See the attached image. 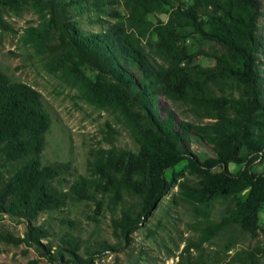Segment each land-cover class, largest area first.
<instances>
[{
  "label": "trees",
  "instance_id": "1",
  "mask_svg": "<svg viewBox=\"0 0 264 264\" xmlns=\"http://www.w3.org/2000/svg\"><path fill=\"white\" fill-rule=\"evenodd\" d=\"M25 1L0 0V27H7L4 9L20 7ZM47 6L48 17L26 31L46 54L48 69L76 83L88 102L115 112L137 150L99 148L89 165L90 175L79 176L67 190H60L53 181L69 166L42 164L51 120L39 91L9 80L0 71V213L26 222L23 236L0 232V239L34 246L52 262L92 264L97 251L82 256L78 240L62 239L54 249L50 243L43 245L40 240L48 230L33 220L45 210L62 208L69 199L100 206L97 196L108 194L110 203L117 205L128 194L137 199L135 215L129 208L113 220L114 229L127 237L176 184L177 176L187 172L177 182L179 193L192 210L206 217L201 233L185 245L177 264L213 260L215 264H258L264 246L221 257L222 250L206 254L202 243L230 232L227 227L252 237L259 228L264 169L254 171L253 163L264 156L260 1L47 0ZM68 7L77 15L88 13L97 22L104 17L113 21L101 32L86 33L69 16ZM161 13L168 14L166 20L150 19ZM190 33L222 47L200 51L215 59L213 65L192 63L196 53H189L185 45ZM159 96L183 107L194 120H182L172 108L160 106ZM191 135L209 144L213 155L200 160L190 151ZM183 160L184 169L167 178L165 171ZM231 162L243 168L231 172L227 167ZM245 189L247 195L241 197ZM213 200L226 201L218 221L209 218ZM227 239L225 250L235 243L232 236Z\"/></svg>",
  "mask_w": 264,
  "mask_h": 264
},
{
  "label": "rangeland",
  "instance_id": "2",
  "mask_svg": "<svg viewBox=\"0 0 264 264\" xmlns=\"http://www.w3.org/2000/svg\"><path fill=\"white\" fill-rule=\"evenodd\" d=\"M259 1V25L264 36V0ZM119 8L124 11L122 6ZM47 9V0H26L20 7L16 5L4 9L2 18L7 27H0V71L5 73L9 80L27 83L39 91L43 107L51 120L45 133L41 161L42 164L68 163V169L53 181L60 190H67L70 183L79 176L90 175L89 165L99 148L115 146L135 151L137 144L115 112L88 102L76 83L62 76L59 71L48 69L46 54L33 44L26 31L29 26H40L43 19L49 15ZM68 14L78 21L86 33L101 32L113 21L104 17V20L97 22L93 18L90 19L88 13L77 15L73 7H68ZM167 17V13H161L151 15L150 19L166 20ZM185 45L189 53H196L192 63L202 66L213 65L215 59L200 51L222 50L216 42L201 39L192 33L186 38ZM260 60L264 86V53L260 55ZM132 92H136L135 86L132 87ZM158 100L160 106L172 108L180 119L194 120L183 107L163 96H159ZM188 146L200 160L213 155L211 146L196 135H191ZM185 165V160L179 162L166 170L165 176L170 178L173 173L183 170ZM227 167L231 172H237L243 165L231 162ZM263 169L264 156L257 158L253 163L254 171ZM188 175L185 172L182 177L177 176L176 184L162 196L149 216L127 237L118 229H114L113 220L120 216L122 210L129 208L135 210V215L138 208L137 199L124 194L123 201L112 205L109 195L105 194L97 196L101 201L100 206L93 201L69 199L60 209L39 213L33 223L41 224L48 230V236L40 242L43 245L50 243L54 249L62 243V239L78 240V252L82 256L85 257L92 250L97 251L92 264H177L185 245L191 240H196L201 233L206 217L192 210L179 193L177 182ZM247 192L248 189H245L239 195L245 197ZM225 202L213 200L210 203L208 208L211 220L220 219L224 213ZM258 224L257 234L253 237L250 234H240L237 228L227 227L230 232H220L212 241L202 243L205 253L211 255L214 251L222 250L221 257H225L235 250L264 246V203L258 214ZM25 230L26 222L23 218L0 213V232L23 236ZM228 236H232L235 243L225 250V245L229 244ZM191 251L193 254L197 253L193 248ZM213 261L211 264H215ZM61 263L49 261L41 256L34 246H26L23 243L14 245L0 239V264ZM258 264H264V256L260 257Z\"/></svg>",
  "mask_w": 264,
  "mask_h": 264
}]
</instances>
